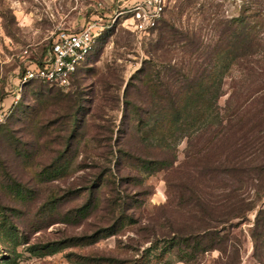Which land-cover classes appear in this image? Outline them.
Here are the masks:
<instances>
[{
    "label": "rangeland",
    "instance_id": "rangeland-1",
    "mask_svg": "<svg viewBox=\"0 0 264 264\" xmlns=\"http://www.w3.org/2000/svg\"><path fill=\"white\" fill-rule=\"evenodd\" d=\"M244 1L169 0L157 28L139 33L128 27L126 14H119L126 6L123 0H0V99L8 103L19 75L45 58L59 29H79L91 21L105 28L68 86L26 84L0 123V264H87V258L95 256L111 258L102 264H264V228L256 229L264 197L244 217L217 227L227 236L223 251L201 253L188 263L179 261L174 249L162 252L164 235L192 231L198 225L187 203L190 188L208 192L205 182H216L208 181L213 174L202 169L204 162L224 159L236 136L245 133L251 138L254 133L247 130L256 124L263 128L255 129L261 138L254 148L240 146L237 156L252 165L264 164V26L262 51L252 61L232 67L219 99L224 117L232 123L242 118L243 130L237 132L239 125L234 123L229 142L224 137L215 143L206 136L181 138L176 162L184 163L181 173L159 170L146 175L132 166L133 155L155 154L149 141L136 133L137 121L133 125L129 119L136 107L140 112L152 107L155 94L140 77L152 64L154 81L166 82L172 76L182 80V73L197 77ZM50 88L58 92L52 94ZM59 92L73 100L60 98ZM76 99L82 107L73 124L76 131L68 139ZM187 153L202 158L197 169ZM62 162L69 167L57 176L52 170ZM98 175L104 178L101 189L94 190L100 208L79 215L90 198L88 186ZM255 187H246L247 200L255 197ZM179 191L185 192L182 206ZM122 200L126 203L120 205ZM113 202L117 203L109 207ZM123 206L134 221L90 243ZM261 230L255 238V231Z\"/></svg>",
    "mask_w": 264,
    "mask_h": 264
},
{
    "label": "trees",
    "instance_id": "trees-1",
    "mask_svg": "<svg viewBox=\"0 0 264 264\" xmlns=\"http://www.w3.org/2000/svg\"><path fill=\"white\" fill-rule=\"evenodd\" d=\"M158 24L154 29L157 28ZM262 26H264V0H246L241 7V13L232 18L228 26L219 34L216 44L208 55L207 65L202 68L197 77L190 78L187 74L182 73L181 75H184L182 80L172 76L166 82L163 80L154 81L151 78L153 64L150 66L151 71L147 70L140 77L142 84L155 94L151 96L152 107L142 110L143 112H140L136 107L134 118L129 114V119L130 122L137 121L135 124L136 133L140 135L143 142L149 141L155 154L150 157L132 156V166H135L139 173L152 175L159 170L179 173L184 171V163L176 164L178 160L177 143L181 138L187 137V139L192 140L197 136H206L210 142L215 143L224 137V139L228 138L227 141L229 142L232 138L229 135L233 136L231 131L234 125H239L235 129L237 132L243 130L242 118L234 124L230 118L224 117L225 114H222L219 99L224 94V80L232 67L252 61V58L262 51L263 45L260 38ZM41 62L42 60L36 63L40 64ZM248 68L246 67V69ZM248 70L256 72L254 68ZM262 70L264 71V68ZM37 82L49 85L40 81ZM50 92L55 94L58 90L50 88ZM59 93V97L62 99L72 98L68 96L69 94ZM246 95L249 96V93ZM73 104L71 106L73 112L68 139L76 131L73 124L76 122L77 113L82 107L80 99L74 100ZM132 105L134 106V103ZM224 121L227 122L226 125H224ZM256 127L257 124L247 130L248 134L251 133L249 135H252V132L255 134L249 139L246 138L244 132L243 135L236 136L233 144V146L236 144L235 148L231 144L224 159L218 157L214 160V164L210 165H206L210 160L204 162L202 169L211 171L213 174L208 181L215 180L216 182L214 181V186L205 182L203 186L209 189L208 192L200 188H190L187 203L191 205L190 211L198 220V225L192 231L185 232L180 229V231L174 230L173 234L164 235L163 237L166 239H164L163 253L172 252L174 249L176 251L175 257L179 261L188 263L196 259L201 253L215 249L223 251L222 245L227 240V236L222 235L217 227L227 220L244 217L243 213L254 210L258 202L264 197V164L252 165L250 161L245 162L237 156L241 147L244 149L254 148L261 138L260 134L256 135ZM257 130L260 132L263 128ZM132 131L133 128H131L130 133ZM206 154L211 155L207 151ZM197 156L187 153V160L193 162L194 169L198 168V161L202 159ZM68 167V163L62 162L57 164L52 171L58 176L64 174ZM103 179L102 176L98 175L88 186L90 198L80 208L79 215H87V213L100 208L101 200L97 193H94V190L99 191L101 189ZM105 181L108 180L105 179ZM171 181L172 179L169 180V184ZM204 181H200L201 185L204 184ZM249 185L253 187L256 185V190L255 197L247 200L249 196L246 195V187ZM178 199L180 206L185 205V192L179 191ZM115 203L117 202L110 203L109 207H113ZM123 203L125 204L126 201L122 200L120 205ZM124 212L125 207L116 219V216L111 219L108 226L101 230L102 232L95 237L92 236L94 238L90 243H96L101 235H115L124 230L123 228L127 223L134 221L132 215H127ZM260 227L264 228V207L260 208L257 213L256 229ZM258 232L261 234L262 230L255 231V238L259 234ZM88 259L89 261H87ZM87 260V264H102L105 261L109 262L111 258L95 256L89 257Z\"/></svg>",
    "mask_w": 264,
    "mask_h": 264
},
{
    "label": "built area",
    "instance_id": "built-area-1",
    "mask_svg": "<svg viewBox=\"0 0 264 264\" xmlns=\"http://www.w3.org/2000/svg\"><path fill=\"white\" fill-rule=\"evenodd\" d=\"M126 3L119 14H126L128 27L139 33H150L162 19L169 0H123ZM105 28L91 21L79 29H59L42 62L27 65L18 77L12 100L0 99V123L4 122L12 107L19 101L23 87L31 81H40L64 88L72 76L97 48ZM8 91V89H6ZM11 93V92H10Z\"/></svg>",
    "mask_w": 264,
    "mask_h": 264
}]
</instances>
